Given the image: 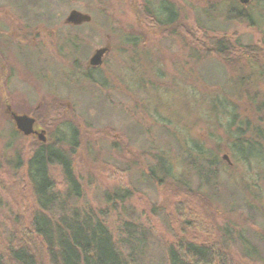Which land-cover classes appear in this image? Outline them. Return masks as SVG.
I'll return each instance as SVG.
<instances>
[{
    "label": "rangeland",
    "instance_id": "1",
    "mask_svg": "<svg viewBox=\"0 0 264 264\" xmlns=\"http://www.w3.org/2000/svg\"><path fill=\"white\" fill-rule=\"evenodd\" d=\"M144 1L154 8L159 0H0V263L29 231L36 208L26 162L40 139L17 129L11 115L16 113L35 119L44 142L56 125L75 124L73 168L83 192L77 203L91 205L115 236L124 220L134 222L135 235L144 229L139 264H167L165 245L179 238L213 244L219 235L229 246L216 264H263L264 217L242 201L252 200L245 183L255 174L236 169L243 189L236 192L220 165L217 183L207 192L183 160L176 137L198 138L232 166L223 129L209 120L210 97L223 93L243 117H264L231 80L251 77L264 99V25L227 21L220 6L209 5L222 0H175L179 21L162 27L144 17ZM126 34L142 39L135 46L123 44ZM215 37L236 48L253 46L255 52L246 57L239 48L223 58L213 52ZM71 40L80 46V67L98 68L103 86L76 78L64 56ZM98 52L101 61L92 65ZM155 110L162 119L154 118ZM20 148L23 164L17 168ZM161 150L177 161L178 176L193 193L150 180L147 168ZM52 173L62 188L60 169ZM259 185L264 191L263 177ZM125 188L132 191L124 199L106 200L105 193ZM197 188L204 195L195 193ZM241 229L257 256L242 253L236 234ZM36 246L40 263L48 264L43 244Z\"/></svg>",
    "mask_w": 264,
    "mask_h": 264
},
{
    "label": "trees",
    "instance_id": "2",
    "mask_svg": "<svg viewBox=\"0 0 264 264\" xmlns=\"http://www.w3.org/2000/svg\"><path fill=\"white\" fill-rule=\"evenodd\" d=\"M209 5L213 8L220 6L227 21L264 25V13H262L264 0H253L252 4H242L238 0H222L215 1L212 5L210 1ZM140 9L145 18L158 26L171 27L179 21V7L175 0H159L154 8L148 1H144ZM112 31L113 29H110V32ZM121 39L123 44L131 43L135 46L142 38L126 34ZM71 41L70 54L64 55L60 47L58 52L61 51L68 58L71 69L76 72V78L83 77L93 85L103 86L104 74L95 67L85 69L80 67L78 55L80 46L75 42L76 40ZM228 41L223 37L212 38L213 52L223 58H229L232 53H237L240 47L230 46ZM240 50L238 52L245 54L246 57H250V54L255 52V48L250 45H243ZM231 80L235 81L241 93L247 96L256 112L264 115V99L259 97L261 91L256 81L251 77L246 80L242 76ZM208 107H210L209 120L217 122L223 129L232 166L223 163L222 158L198 138L193 139L185 134L176 137L180 140L178 147L184 155L183 160L189 162L187 166L201 180L200 184L208 186L207 192L217 183V170L220 169V165H223L221 169L228 174L236 192L243 189L240 178L234 176L235 170L245 167L246 170L254 173L255 177L249 178L245 183V188L253 192L252 200L247 197L242 198V201L249 205V208L260 211L264 217V191H261L259 185V178H264V117L259 116L260 119L257 120H252L246 115L243 117L238 106L220 92L210 97ZM154 118L160 120L162 116L155 110ZM78 135L75 124L68 122L63 128L56 125L50 133L49 141L40 140L33 144L26 163L27 177L32 187L36 208L30 217L29 231H23L19 242L7 249L4 255L5 261L0 264H41L36 253L38 242L43 244L48 264H139L138 256L142 254L146 244L143 238L144 229L135 235L134 222L124 220L119 227V235L115 236L91 205L77 203L83 196L82 185L73 168V155L78 146ZM21 149H17L14 158L17 168L23 164V149ZM176 165L177 161L172 155L166 150H161L156 155V163L147 168V174L154 183L163 185L172 182L187 193H193L190 187H186L181 177L179 178ZM54 167L60 169L62 188L58 187L52 175ZM131 191L129 188L120 189L112 194L105 193V197L108 201L124 199ZM211 191L215 192V189ZM194 192L204 195L200 188L195 189ZM124 231L126 235H123ZM236 234L242 253L250 257L257 256V248L248 242L243 230H239ZM224 237L219 235L220 242L213 244L186 238L167 243L165 245L167 264H216L219 256L224 255L225 247L229 246ZM260 239L264 241V238ZM259 258L264 264V257Z\"/></svg>",
    "mask_w": 264,
    "mask_h": 264
},
{
    "label": "water",
    "instance_id": "3",
    "mask_svg": "<svg viewBox=\"0 0 264 264\" xmlns=\"http://www.w3.org/2000/svg\"><path fill=\"white\" fill-rule=\"evenodd\" d=\"M240 3L242 4H246L249 0H238ZM101 61V56H100V52L96 53L91 59H90V63L92 65H96L99 64ZM12 118L15 122V125L17 127V129L19 131H21L24 135H29L31 133H34L38 136V138L43 141L45 139L43 131L41 132H37L33 125L35 122V119L29 115H25V114H16V113H12ZM224 159H227V156L224 155L223 156Z\"/></svg>",
    "mask_w": 264,
    "mask_h": 264
}]
</instances>
